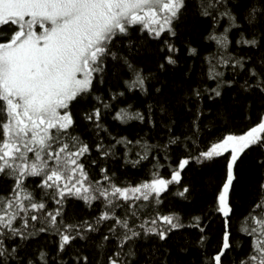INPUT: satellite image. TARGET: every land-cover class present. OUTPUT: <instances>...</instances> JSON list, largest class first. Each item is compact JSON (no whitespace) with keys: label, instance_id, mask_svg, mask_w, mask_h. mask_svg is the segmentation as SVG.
<instances>
[{"label":"snow or ice","instance_id":"6c2138e0","mask_svg":"<svg viewBox=\"0 0 264 264\" xmlns=\"http://www.w3.org/2000/svg\"><path fill=\"white\" fill-rule=\"evenodd\" d=\"M0 264H264V0H0Z\"/></svg>","mask_w":264,"mask_h":264}]
</instances>
